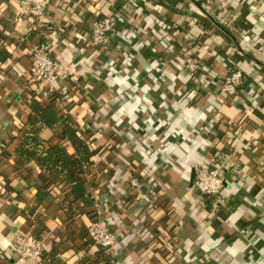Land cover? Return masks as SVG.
Masks as SVG:
<instances>
[{"label": "crops", "instance_id": "0c3cea01", "mask_svg": "<svg viewBox=\"0 0 264 264\" xmlns=\"http://www.w3.org/2000/svg\"><path fill=\"white\" fill-rule=\"evenodd\" d=\"M21 10L0 0V264H35L15 246L32 226L44 264H97L96 209L117 235L114 264H264V0H47L40 27ZM107 16L123 19L119 33L94 46L91 25ZM41 41L69 73L50 99L30 83ZM235 69L243 82L228 95ZM36 97L95 151L82 177L93 203L20 162ZM62 133L46 130L44 144L73 152ZM202 163L223 165L220 195L196 187Z\"/></svg>", "mask_w": 264, "mask_h": 264}, {"label": "built area", "instance_id": "2783aa9c", "mask_svg": "<svg viewBox=\"0 0 264 264\" xmlns=\"http://www.w3.org/2000/svg\"><path fill=\"white\" fill-rule=\"evenodd\" d=\"M47 0H21V13L17 18L21 20L28 17L40 27L43 24ZM123 21L121 17L107 16L95 20L90 28L91 42L94 46L108 44L111 37L118 34L117 24ZM243 33L241 25H236V34ZM249 36L245 35L244 39ZM31 68L30 83L33 92L43 99H50L57 95L60 85L68 78L67 69L52 55L51 46L47 41L34 44L30 49ZM200 65L196 60L189 58L186 68L196 73ZM243 73L239 69L233 70L223 81L222 89L228 95H234L243 82ZM32 92V91H31ZM223 165L211 166L208 163L200 164L196 169L195 185L201 193L207 196L220 195L224 187L222 177ZM138 190L141 185L137 180L133 181ZM36 227V226H35ZM34 226L23 230L15 239L18 257L35 264H44L46 259V247L41 239L40 232ZM88 239L101 251L110 253L117 243V235L110 227L103 210L96 209L95 215L87 229Z\"/></svg>", "mask_w": 264, "mask_h": 264}, {"label": "trees", "instance_id": "16d2710c", "mask_svg": "<svg viewBox=\"0 0 264 264\" xmlns=\"http://www.w3.org/2000/svg\"><path fill=\"white\" fill-rule=\"evenodd\" d=\"M122 22L119 21L117 27ZM33 108L38 118L35 120L31 118L21 134V142L16 150L20 162L26 164L34 161L41 168L64 176L77 198L82 199L88 205L93 203L82 177L92 166L95 151L79 129L74 128L70 123L63 122L52 108H43L37 97L33 102ZM57 124L62 125V139L71 143L73 152H69L60 144L50 147L44 144V132L52 130ZM96 262L97 264H114L112 255L103 251L97 257Z\"/></svg>", "mask_w": 264, "mask_h": 264}, {"label": "water", "instance_id": "95a60500", "mask_svg": "<svg viewBox=\"0 0 264 264\" xmlns=\"http://www.w3.org/2000/svg\"><path fill=\"white\" fill-rule=\"evenodd\" d=\"M196 175V174H195Z\"/></svg>", "mask_w": 264, "mask_h": 264}]
</instances>
